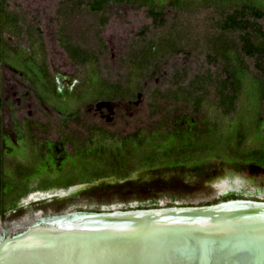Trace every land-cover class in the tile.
<instances>
[{"label":"rangeland","instance_id":"rangeland-1","mask_svg":"<svg viewBox=\"0 0 264 264\" xmlns=\"http://www.w3.org/2000/svg\"><path fill=\"white\" fill-rule=\"evenodd\" d=\"M95 1L3 2L18 20L1 21L2 39L8 53L20 51L25 59L6 63L0 47V152L13 147L7 153L11 162L0 157V233L21 232L39 218L100 213L111 206L217 205L230 202L222 198L230 186L256 189L258 199L243 198L264 202V173L227 165L239 162V152L264 151V124L258 125L260 114L264 120V56L242 51L241 37L256 30L222 24L243 11L238 18L264 32V19L250 11L264 12V0H101L97 9ZM150 8L160 14L159 22ZM56 71L75 73L74 87L56 84ZM233 88L237 99L223 105L220 99ZM98 101L112 103L102 111L107 116L86 113ZM15 121H30L21 126L24 142L16 149L4 142L20 138ZM93 124L99 139L85 142L80 156H73L66 140L96 135ZM29 148L32 154L22 156ZM65 155L73 162L65 164ZM18 158L24 160L14 168ZM104 164L129 168L92 173L96 169L90 168ZM30 174L50 183L5 201L11 182Z\"/></svg>","mask_w":264,"mask_h":264},{"label":"water","instance_id":"water-1","mask_svg":"<svg viewBox=\"0 0 264 264\" xmlns=\"http://www.w3.org/2000/svg\"><path fill=\"white\" fill-rule=\"evenodd\" d=\"M0 264H264V203L74 214L0 237Z\"/></svg>","mask_w":264,"mask_h":264},{"label":"flooded vegetation","instance_id":"flooded-vegetation-1","mask_svg":"<svg viewBox=\"0 0 264 264\" xmlns=\"http://www.w3.org/2000/svg\"><path fill=\"white\" fill-rule=\"evenodd\" d=\"M71 75H66L65 72H59V71H56L55 75H54V82L56 84H60V83H63V87L64 88H68V89H72L77 81L76 79V75L75 73H69ZM62 85V84H61ZM112 104L110 102H106V101H102V102H96L94 104H90L88 107H86V110L87 112L86 113H90L91 111L94 112V110H97L98 111V114L100 113V115L102 116H107L105 114H102V111L105 110H109V105ZM93 107H95L93 109ZM107 109V110H106ZM107 118V117H105ZM72 119H75V118H72ZM71 119V120H72ZM91 127H93L94 129V133H96V135L90 137V135H86L85 139H78V138H81V137H74V139H69V140H66L67 143L69 144L70 148L73 150V153L72 155L75 156V157H79L80 156V150L82 148V145L84 146L85 145V142H88L90 140V142H92L94 139H99V134L97 135V132L99 131V127H97L95 129V124L91 125ZM90 127V128H91ZM88 130V128H87ZM89 131V130H88ZM89 134V133H88ZM6 135V134H5ZM18 137V136H17ZM19 139V140H18ZM17 140L15 139H12V138H5L4 142H8L11 144V147H12V143H14L16 145L15 149L19 147V145L17 144V142H21L23 140H21L22 138H18ZM21 140V141H20ZM24 142V141H23ZM27 147H29V145L27 144ZM20 148V147H19ZM13 150V147L11 149H3V151L1 152V155L4 154L5 157L7 158V153H11ZM32 148H29L28 150H26V153L27 155H25V153L22 154V156H26V157H29L31 154H32ZM252 150V149H251ZM27 151H30L27 152ZM254 152L253 155H251L252 153ZM257 152V153H256ZM240 153V154H239ZM239 156L241 157L239 160V162H236V163H232L230 162L229 164H227L229 167H233L235 165H242L243 167H245V169L251 171V173H264V159H263V154H264V151L262 150H259V149H253L252 151L250 152H239ZM50 153H47L46 155L48 156ZM254 156V157H253ZM13 158V157H12ZM20 158V157H19ZM17 160L18 163H16L13 167L15 168L17 164H21V162L24 160V159H20ZM9 162H11V158H7ZM97 160H99V158H96ZM64 163L66 164V161L69 163L73 162L72 161V158H68V156L65 155V158L63 159ZM48 163V161H47ZM77 166L75 165H69V168L70 169H75ZM83 168H80L82 169L81 171L84 172V171H89V168H85V166H82ZM129 166H121V167H118V168H114L113 166L109 167L107 164H104L103 167L100 169L98 167V165L95 167V168H90V169H96L95 171H92V173H96L97 171L99 172H103L104 170H108V169H111V170H116V171H119V170H128ZM79 169V170H80ZM32 174V173H31ZM30 174V177H27L26 179H22V180H18V181H13L11 182V184H13V191L11 193H9L10 197L7 198V196L5 197V201H12L14 200L17 196L20 195L19 192H24V190L26 191V189H32V188H37L39 185H47L50 183V180L48 179L47 181H40L38 179H36L34 177V179L32 178L33 176H31ZM98 174V173H97ZM97 176V175H96ZM71 178V177H70ZM17 179V178H15ZM105 179V178H103ZM87 184H90V183H87ZM94 184V183H93ZM221 185H223L221 183ZM23 189V190H20V189ZM224 189V188H223ZM219 190V189H218ZM238 190V189H237ZM261 190H264V189H261ZM225 193L226 195H230L229 196V199L230 202H233V201H243V202H254V203H260V202H257L256 200L253 201L251 199H244L243 197H253V198H256V194L258 193V191L255 189L254 192H251V191H246L245 188H241L240 190L236 191L233 187H229L227 188L226 187V190H225ZM31 200H33V196L30 197ZM29 199V200H30ZM225 199V198H224ZM224 203H227V202H224ZM261 203H264V202H261ZM127 208H130L128 205H125V207H116V206H111V207H106L105 209L101 210L99 209L100 211L102 212H111V211H115V210H127ZM86 213V212H85ZM77 214H82V212L80 213H77ZM71 215H74V214H69L65 217H70ZM55 217H52V216H48V218H39V219H36V221H34L32 224L36 223V222H41V221H46V220H49V221H52L54 220ZM19 232H16V233H12V234H9V235H14V234H17ZM2 236H8L7 234L1 232L0 233V237Z\"/></svg>","mask_w":264,"mask_h":264},{"label":"trees","instance_id":"trees-1","mask_svg":"<svg viewBox=\"0 0 264 264\" xmlns=\"http://www.w3.org/2000/svg\"><path fill=\"white\" fill-rule=\"evenodd\" d=\"M121 1V0H120ZM202 2H206V0H201ZM101 0H96L95 2H94V4H95V8L97 9V8H100V6H101ZM210 2H212L213 4L214 3H216L217 1L216 0H209L208 2H206V3H210ZM218 2H222V0H218ZM182 5H183V2L181 3ZM183 7V6H182ZM251 11V13L252 14H254L256 17H257V19H264V12H260V11H255V10H250ZM148 12L150 13V15L154 18V19H157L158 20V22L160 21V14H158V13H156V12H153V9L152 8H150L149 10H148ZM240 15H243V11H240V12H235V13H233V14H231V15H228L225 19H224V23H222L223 24V28H232V29H240V28H243V29H246V30H256V35H254L253 37H252V35L251 34H246V35H243V37H241V39H242V41H243V46H242V51H244L245 52V54L246 55H249V56H254L255 58H257L258 56L259 57H261L262 55L264 56V32H261V31H259V29H256V25H254L253 23H249L247 20H245V19H239L238 17L240 16ZM1 26V25H0ZM259 36L260 38H261V40H263V41H260V42H254V41H252V39L253 38H256L255 36ZM0 44H1V39H0ZM0 47H1V45H0ZM240 59V57H239V55L237 56V60H239ZM241 60V59H240ZM226 80H227V78H225ZM260 83H263V82H260ZM261 85V87H262V89L264 90V86L262 85V84H260ZM41 86L43 87V90H44V93H46L45 95L46 96H54V94L53 95H51L50 94V92L51 91H49V88H48V86L46 87L45 85H43L42 83H41ZM237 90L235 89V88H233V90L231 91V93H232V95H228V96H226L225 98H221L220 100H221V102H222V104L224 105V103H226L227 102V104L228 105H233V102H234V100H236L237 98H236V94H237V92H236ZM222 92V91H221ZM39 96V95H38ZM56 98H58V97H56ZM175 100V99H174ZM197 100H199V99H197ZM0 103H1V101H0ZM196 105H199V101H196V103L194 104V107H193V109H195V110H197L198 109V107L196 106ZM193 106V105H192ZM228 108V107H227ZM232 107H230V109H231ZM234 108V107H233ZM264 120L262 119V116H261V114L259 115V118H258V125H262V124H264V122H263ZM259 127V126H258ZM257 127V128H258ZM103 131V130H102ZM1 132V131H0ZM134 136H136V135H134ZM130 138L131 137H128V138H126V140H127V142H129L130 141ZM121 139V138H120ZM135 139H136V137H135ZM127 153V152H126ZM231 153V152H230ZM257 153V152H256ZM233 154V153H232ZM238 154V153H237ZM254 154V152L251 154V155H253ZM0 157H1V152H0ZM254 157V156H253ZM1 159V158H0ZM1 164V163H0ZM121 167V166H120ZM229 196L230 195H225V196H222V198H229ZM6 208H4V207H1V211H3V210H5ZM3 215V214H2Z\"/></svg>","mask_w":264,"mask_h":264},{"label":"crops","instance_id":"crops-1","mask_svg":"<svg viewBox=\"0 0 264 264\" xmlns=\"http://www.w3.org/2000/svg\"><path fill=\"white\" fill-rule=\"evenodd\" d=\"M3 2H4V0H0V25H1L0 26V39H1V44L0 45L3 46L4 50L6 51V54L8 55V57H6V61L5 62L6 63L7 62L13 63V61H16V60H20L21 61L22 59H25V58L23 57V54L20 51H19V53H14V54L8 53V49L6 48V43H5L4 39H2V35H3L2 34L3 33L2 29L3 28H1V27H2L3 24L1 23V21L4 19V25H17V20H18L17 17L11 16V14H9L6 11L5 3H3ZM72 48H75L77 50L76 47H72ZM67 49H68V46H67ZM71 51H73V50H71ZM22 61H24V60H22ZM12 69H16V68H14V66H13ZM38 94H40V93L38 92ZM49 97L52 98V96H49ZM0 101H1V98H0ZM0 107H1V103H0ZM23 124L30 125V121H23L21 126ZM13 126L16 127L14 130H15V133L17 134V136L22 138L23 128L19 125V122H17V121L13 122ZM0 134L4 135V133L2 131H1Z\"/></svg>","mask_w":264,"mask_h":264}]
</instances>
